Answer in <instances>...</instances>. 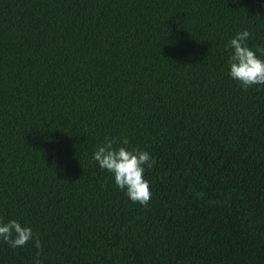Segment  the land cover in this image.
Masks as SVG:
<instances>
[{
	"label": "trees",
	"instance_id": "1",
	"mask_svg": "<svg viewBox=\"0 0 264 264\" xmlns=\"http://www.w3.org/2000/svg\"><path fill=\"white\" fill-rule=\"evenodd\" d=\"M264 0H0V218L42 264H264ZM259 55V53H257ZM264 58V57H262ZM127 137L156 164L132 202L92 157ZM0 241V264H33Z\"/></svg>",
	"mask_w": 264,
	"mask_h": 264
},
{
	"label": "clouds",
	"instance_id": "2",
	"mask_svg": "<svg viewBox=\"0 0 264 264\" xmlns=\"http://www.w3.org/2000/svg\"><path fill=\"white\" fill-rule=\"evenodd\" d=\"M250 31L242 30L232 37L226 48L229 49V75L247 91L254 86H264V47L253 49L249 46ZM259 53V55H257ZM93 161L102 170L114 177L116 186L134 203L147 208L152 192L150 182L145 179V170L151 169L156 160L148 151L131 147L127 137H105L93 153ZM0 241L16 249L32 242L37 249L33 264H42V241L38 233L17 219L5 222L0 218Z\"/></svg>",
	"mask_w": 264,
	"mask_h": 264
}]
</instances>
